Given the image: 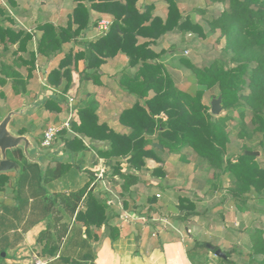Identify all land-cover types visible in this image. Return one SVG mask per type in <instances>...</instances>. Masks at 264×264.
Masks as SVG:
<instances>
[{"label":"trees","instance_id":"trees-1","mask_svg":"<svg viewBox=\"0 0 264 264\" xmlns=\"http://www.w3.org/2000/svg\"><path fill=\"white\" fill-rule=\"evenodd\" d=\"M138 1L89 0V5H86L84 0H77L66 25L38 22L35 31L16 28L14 18L5 7L0 6V86L8 84L15 93H25L28 80L35 75L36 54L50 57L63 52V45L74 42L78 48L69 47L45 78L49 89L64 95L72 85V71L78 69L79 60H85V78L97 83L100 66L105 59L122 53L128 57L129 64L138 65L133 74L123 72L119 78L121 87L136 96V100L119 115V122L128 127L129 132H116L106 122H99L98 102L87 93L74 107L75 119L70 126L75 134L69 137L64 136V129L58 131L65 148L73 154L85 150V137L107 142V148L99 147L97 154L105 159H116L113 174L121 177L122 189L128 190L138 181V175L124 170L122 162L136 171L144 167L145 158L160 161L157 151L181 153L184 147H189L212 170L214 189L222 188L223 178L227 176L225 191L236 200L237 205L246 203L250 192L263 194L264 167L257 161L258 149L244 144L238 154L228 157L231 140L226 128L232 119L231 111L238 110V138H251L254 133L260 132L263 137L260 145H264V0H205L209 5L223 6L220 14L209 20V32L220 31V37L225 41L224 51L230 57L228 63L215 59L203 67L193 65L187 58H180L191 69L189 76L193 85L187 89L175 84L163 62L158 60L164 50L155 51L152 45L172 30L194 32L204 37L203 27L194 22L188 13L183 14L176 0H163L167 5L165 16L153 14L155 5L152 2L140 7ZM91 10L111 16V23L96 39L80 42L78 38L81 34L97 23L92 20ZM199 11L204 13L206 10ZM34 35L37 36L36 48L27 50V44ZM11 46L15 47L11 49ZM9 52L13 56L12 63L1 59ZM229 62L233 65L230 66ZM16 66L24 67L26 73L23 74ZM213 87H217L222 96L223 115H212L210 103L202 101L204 90ZM0 94H3L2 91ZM53 94L44 100L43 105L49 111L60 112L65 99L59 100L57 92ZM247 109L251 113L250 130L244 121ZM161 113L166 116L165 120L157 118ZM24 132V128L19 129V133ZM14 154L21 156L19 150ZM29 165L24 163L21 169ZM68 168L69 165L63 163L48 168L45 183L61 177ZM152 173L162 175L161 168H154ZM17 182L18 176L15 184ZM9 185L10 176L0 172V191L6 190ZM92 191L88 181L80 189L68 193H47L44 208L49 213L56 209L63 211L61 217L67 220L73 218L81 223L82 230L88 235L90 227L99 228L106 222L108 204ZM178 201L179 209L185 211L184 215L196 213L193 200L179 196ZM64 234L65 231H59L54 236L49 228L42 231L37 239L41 246L33 248L36 258L46 260L55 256L59 246L53 243L54 237L61 239ZM250 242L251 255L259 256L255 258V263L264 264L262 229L255 228L251 232ZM197 245L205 247L206 243L197 242ZM223 252L226 254L223 261L229 263V253ZM63 257L60 254L58 258L61 260L58 261H62Z\"/></svg>","mask_w":264,"mask_h":264},{"label":"crops","instance_id":"crops-1","mask_svg":"<svg viewBox=\"0 0 264 264\" xmlns=\"http://www.w3.org/2000/svg\"><path fill=\"white\" fill-rule=\"evenodd\" d=\"M0 2L5 4L4 7L15 19V24H21L17 27L27 30L35 28L36 24L42 21L66 25L73 7L77 4V0H0ZM84 3L89 5V0H84ZM90 13L92 20H96L97 23L81 34L78 38L80 42L94 40L103 34L99 28L100 19L109 17V20H112L109 15L93 10ZM94 15L98 18H94L96 17ZM158 42L159 40L152 45L155 51H160L155 49ZM74 44V47H70L75 50L78 46ZM65 51L61 52L58 60ZM163 55L162 53L158 60L164 63ZM77 66L78 69L72 71V85L69 91L73 96L77 95L80 89L85 88V91L83 90L74 104L81 103L87 93L92 94L98 102L96 111L99 122H106L116 132H129V128L119 122V115L124 108L129 107L136 100V96L121 87L119 78L123 72L133 74L138 65L129 64L128 57L122 53L107 57L100 66V77L97 83L85 78L84 59L79 60ZM189 78L191 77L188 74L187 82ZM190 83L193 84L192 78ZM69 91L60 95L65 99V105L70 102ZM46 92H49L48 96H51L58 90L49 89ZM48 96L43 94L35 96L40 101L38 108H44L43 102ZM36 111L27 116H15L11 124L15 123L17 118L26 119L33 115L37 118ZM161 114L157 115V118H160ZM42 116L45 117L49 126H52L59 117L61 127H57L64 128L66 131L64 136L70 137L75 134L67 120L69 112L64 109L60 112L46 110ZM74 119L75 117H70L71 121ZM11 127L17 132L23 128L21 126L16 129L12 125ZM24 133L31 134L41 150L56 152V155L49 154L55 158L54 160L45 161V176L46 170L56 166L57 163L68 164L69 168L61 177L47 183L45 179L41 182L40 170L36 163L26 162L22 156H16L14 151L8 152V156L20 164V169L5 172L10 176L11 192L7 190L9 187L0 191V253L4 254L0 255V264H35L36 260L44 264L46 262L54 264H226L227 262H222L221 257L215 255L207 244L215 246V241L212 240H216V244L228 243L227 240L233 235L242 238L244 234V239L247 237L246 231H249V228L246 229L247 226L243 221L245 217L242 216H247V213L240 207L242 205H237L236 213H239L240 222L235 223V226H229L224 222L216 223L214 208L218 203V205L223 204L226 198L223 196L221 202L213 203L210 192L202 191L207 181L195 174L193 168L197 166L195 158L191 159L189 156L194 153L191 149L190 153L183 150L181 153L157 151L160 161L145 158L144 167L136 171L130 170L127 164L122 162L124 170L138 175V181L128 190H123L121 187L123 180L113 174L116 159H105L97 154L99 147L107 148V142L85 137L83 142L87 148L73 154L63 145L60 134H58L60 138L58 144L53 142L50 148H42L41 139L38 141L37 137L26 129ZM24 163L30 165L22 170L21 166ZM99 163H103L106 168L104 178L101 180L95 177ZM188 165L192 166L191 170L187 169ZM156 167L161 168L162 175L152 173ZM90 174L91 180H89ZM17 176L18 182L15 184ZM88 181L91 182L93 194L100 199H105L108 204L105 211L106 222L99 228L90 227V233L86 235L81 223L75 222L73 218L67 220L61 217L64 215L63 211L59 212L56 209L52 213L47 212L44 208V196L47 193H68L80 189ZM193 184L196 185L197 190L191 192L190 188ZM208 187L207 185V189ZM179 196H186L195 202V214L184 215L185 211L178 207ZM47 228L53 232L54 236L59 231H65V234L61 239L54 237L53 243L59 246L56 255L40 260L36 258V251L34 252L31 248L35 245L41 246L37 239L39 234ZM260 229L264 236L263 224ZM198 241L206 242V251H199ZM60 254L64 256L62 261H58L61 260L58 258Z\"/></svg>","mask_w":264,"mask_h":264},{"label":"rangeland","instance_id":"rangeland-1","mask_svg":"<svg viewBox=\"0 0 264 264\" xmlns=\"http://www.w3.org/2000/svg\"><path fill=\"white\" fill-rule=\"evenodd\" d=\"M176 1L180 10L183 11V14L188 13L194 22L201 24L205 36L200 37L194 32H180V31L172 30L161 36L164 38L160 37L158 39L159 42L155 46V49L164 50L163 52L164 55L162 56V60L164 61L163 64L165 66L166 72L171 74L172 79L179 88L187 89L193 85L190 83L191 78H189V81L187 82L188 74L191 76V69L188 66H186V64L183 63L180 60V58L182 57L187 58L193 65L197 67H203L208 65L212 60L215 59H219L223 63H228L230 54L224 51L223 47L225 41L223 38L220 37V31L217 29L216 31L209 32V24H208L209 20L213 19L214 17L220 14V11L223 8L221 4L209 5L206 3L205 0H176ZM147 2H152L155 5V8L152 11L154 15L165 16L167 11V5L163 0H146V1L139 0L137 5L143 7L141 5ZM4 5L5 4H2L0 2V6L4 7ZM201 9H205L206 11L204 13H201L199 11ZM94 16H96L94 18H98L97 15ZM103 19L109 20L110 18L107 17ZM101 20L102 19H100V21ZM14 22H16L15 19ZM14 25L16 26V28H18L17 26H21V24H14ZM30 29L32 31L33 30L35 31L34 28H30ZM36 35H34L32 40L28 42L27 50L36 48V42H37ZM73 45L75 44L73 43ZM73 45L72 43L65 44L63 45L64 46L63 50L65 51L67 50V48ZM14 47L15 46H11V49ZM0 50H1V44H0ZM169 50L171 51L168 52ZM24 55L26 56L27 54L24 53ZM60 56L61 53L52 55L50 57L42 56L38 53L36 54L37 58H36L35 75L33 78L28 80L27 91L25 93H15L11 88V86L8 84L4 86H0V91H2L3 93L0 94V119L8 110L20 106L22 103L32 102L33 98H36L35 97L36 95L43 94V96H48L49 92H46V90H49V88L46 86L45 83L46 74L48 70L51 69L50 67L56 64ZM12 57H13L12 54L9 52L5 57H1V59L6 63H12ZM229 65L232 66L233 63L229 62ZM16 67L23 74L26 73L24 67L22 66L20 67L16 66ZM75 79H77V77H75ZM83 90L80 89L79 93L75 96L71 95L70 93L71 91L68 90L69 91L68 94H70V96L68 97L70 102H68L65 105L64 103L65 101H62V109H64V111L66 112H69V116L67 119L69 123H71L70 117L73 118L75 116L74 101L78 100L77 98H79L80 95H82ZM57 94L60 100L62 98L60 97L61 94L58 92ZM218 94H219V90L217 87L205 89L202 97V101L205 104H209L210 99L213 96H217ZM69 103L71 104L69 105ZM46 110L47 109L45 107L44 108L40 107L36 111L37 113L36 115H38L37 118L34 117V115L26 117V119L17 118L16 122L15 123L13 122L11 125L16 129L22 126L27 131H30L32 135L34 137H37V139L39 140L42 138L41 136L43 135V131L46 129V127L47 126L49 127V123L46 122L45 117L42 116L43 113L46 112ZM223 114H225V110H223V112L221 113V115ZM231 115H232V119L228 121V127L226 128L227 131L229 132V136L231 140L230 143L228 144L227 156L229 157L238 154L242 150V145L244 144L248 146H252L258 149L257 161L262 167H264V145H260V142L263 139L262 134L260 132H256L252 135L251 138L250 137L244 139L238 138L237 132L240 130V125H239L240 118H239L238 110L231 111ZM250 117H251L250 110L247 109L244 115V121L247 124L248 130H250L251 128L249 123ZM19 119H21V121H19ZM161 120H165V119H161ZM54 125L56 127L57 126L61 127V120L59 119V117L53 122L52 126ZM61 129L64 128H59V130ZM58 134L59 132H57V135L55 136L54 144H58L57 142H59L58 140H60ZM182 150L187 151L186 153L191 152L189 147H184ZM189 156H191V159L195 158L194 161L197 166V168L196 167L193 168L195 174L199 175L198 176L199 178H201L202 180H206L208 183V184L206 183L202 191L207 190L210 192L211 195L210 198L212 199L213 203L220 201L223 196L226 198L223 204L218 205L219 204L218 203L214 208V212H215L214 216H216L214 219L216 223L219 224L224 222V224H229V226H235L234 225L235 223L237 224L240 222V216L239 213H236V210H238L236 200L233 199L232 196L225 191L226 187L228 186L227 176L223 178L224 184L222 188L214 189L212 185L215 182V180L211 179L212 170L208 168L207 163L197 155L195 156L194 153L189 154ZM187 167L188 170L192 169V166L190 165H188ZM207 185L209 186L208 189H207ZM7 190L8 191L10 190L9 192H11V187H9ZM190 190L191 192L197 190L196 185L193 184V187H191ZM247 197H248L247 202L244 204L243 202L241 203L242 209L244 208L247 213V216L242 215L243 217H245L243 221L247 226L246 229L249 228V231H246L247 232L246 239H244V234H242V238H239L238 235L237 237H235L234 235L231 236V238L227 240L229 242L224 244L221 243L216 244L217 241L212 240L215 241V246H218L225 252L229 253V257H228L230 261L229 263H226L225 261H223V259L219 257L220 260L222 262H225L226 264H256L255 258H259V256L251 255L250 235L251 232L254 230V228H257V226H259L260 228L262 224L264 225V192L261 195H257L255 194V192H250L247 195ZM261 214L262 216H260ZM198 242L206 243L205 241H198ZM33 248L39 249V246L35 245V247L33 246L31 249ZM199 249H200L199 251L201 250L206 251V248L204 246H200Z\"/></svg>","mask_w":264,"mask_h":264},{"label":"water","instance_id":"water-1","mask_svg":"<svg viewBox=\"0 0 264 264\" xmlns=\"http://www.w3.org/2000/svg\"><path fill=\"white\" fill-rule=\"evenodd\" d=\"M40 101L36 97L32 102L22 103L13 109L8 110L0 119V172L19 170L20 164L8 156V152L19 150L26 162L36 163L40 170L41 182L45 179V161H52L55 158L49 154L56 155L52 150H41L38 143L29 133H19L11 127V121L15 116H27L34 113ZM222 96L219 94L210 99V113L219 116L223 112ZM210 250H214L215 255L226 258V254L219 248L207 244ZM3 256L4 254L1 253Z\"/></svg>","mask_w":264,"mask_h":264},{"label":"built area","instance_id":"built-area-1","mask_svg":"<svg viewBox=\"0 0 264 264\" xmlns=\"http://www.w3.org/2000/svg\"><path fill=\"white\" fill-rule=\"evenodd\" d=\"M111 20H107V19H102L99 22V28L101 30L102 33H104L107 29L108 26L110 25ZM161 119L165 118L164 114H161V116H159ZM65 125H67V123H65ZM59 131V128L56 126H49L47 127L44 131H43V135L40 141V146L42 148H50L54 142L55 136L57 135V132ZM105 166L103 163H99L98 164V168L97 171L95 173V177L96 179H103L104 175H105ZM36 264H44V262H41L39 260H36Z\"/></svg>","mask_w":264,"mask_h":264}]
</instances>
